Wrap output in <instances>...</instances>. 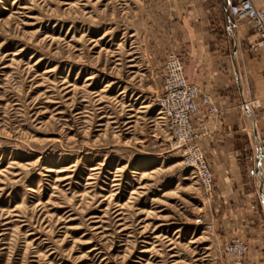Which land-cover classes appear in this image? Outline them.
Instances as JSON below:
<instances>
[{
    "label": "rangeland",
    "instance_id": "obj_1",
    "mask_svg": "<svg viewBox=\"0 0 264 264\" xmlns=\"http://www.w3.org/2000/svg\"><path fill=\"white\" fill-rule=\"evenodd\" d=\"M168 27L159 0H0V264H231L158 111Z\"/></svg>",
    "mask_w": 264,
    "mask_h": 264
},
{
    "label": "crops",
    "instance_id": "obj_2",
    "mask_svg": "<svg viewBox=\"0 0 264 264\" xmlns=\"http://www.w3.org/2000/svg\"><path fill=\"white\" fill-rule=\"evenodd\" d=\"M233 1L159 3L169 21V49L182 56L186 78L208 93L218 107L217 114L203 112L196 119L197 127L205 125L208 129L202 147L214 173L217 227L227 239L246 237L243 239L251 245L247 264H264V157L262 169L256 168L259 179L255 177L254 187L248 170V150L256 139L264 150V53L251 47L257 38L252 24L230 15ZM251 2L264 8V0ZM253 101H259V107L252 113Z\"/></svg>",
    "mask_w": 264,
    "mask_h": 264
},
{
    "label": "built area",
    "instance_id": "obj_3",
    "mask_svg": "<svg viewBox=\"0 0 264 264\" xmlns=\"http://www.w3.org/2000/svg\"><path fill=\"white\" fill-rule=\"evenodd\" d=\"M229 13L236 20L252 24L257 35L254 49L264 53V8L255 6L251 0H235L229 5ZM157 105L174 147L183 153L185 166L191 167L205 191L212 193L214 173L202 147L208 130L205 125L197 127L196 119L203 112L208 116L217 114L218 107L208 93L186 78L183 61L175 52H169L165 57ZM247 248V243L236 237L224 246L223 253L232 259L231 264H244Z\"/></svg>",
    "mask_w": 264,
    "mask_h": 264
},
{
    "label": "bare ground",
    "instance_id": "obj_4",
    "mask_svg": "<svg viewBox=\"0 0 264 264\" xmlns=\"http://www.w3.org/2000/svg\"><path fill=\"white\" fill-rule=\"evenodd\" d=\"M259 156H260V158L262 157V153L261 152H260Z\"/></svg>",
    "mask_w": 264,
    "mask_h": 264
},
{
    "label": "water",
    "instance_id": "obj_5",
    "mask_svg": "<svg viewBox=\"0 0 264 264\" xmlns=\"http://www.w3.org/2000/svg\"><path fill=\"white\" fill-rule=\"evenodd\" d=\"M260 157V156H259Z\"/></svg>",
    "mask_w": 264,
    "mask_h": 264
}]
</instances>
